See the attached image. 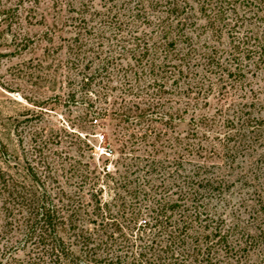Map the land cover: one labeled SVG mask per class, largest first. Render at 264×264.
Returning a JSON list of instances; mask_svg holds the SVG:
<instances>
[{"label":"trees","instance_id":"obj_1","mask_svg":"<svg viewBox=\"0 0 264 264\" xmlns=\"http://www.w3.org/2000/svg\"><path fill=\"white\" fill-rule=\"evenodd\" d=\"M100 1L50 9L73 13L66 62L90 125L121 124V167L0 143V264H264V0Z\"/></svg>","mask_w":264,"mask_h":264},{"label":"rangeland","instance_id":"obj_2","mask_svg":"<svg viewBox=\"0 0 264 264\" xmlns=\"http://www.w3.org/2000/svg\"><path fill=\"white\" fill-rule=\"evenodd\" d=\"M30 1L12 0L17 13L5 20L0 16V143L13 161L21 160L23 149L45 139L54 161L69 164L80 160L97 169H120L116 161L122 149L121 124L107 117L90 125L81 104L85 90L80 76L66 62L64 45L73 36L67 20L73 13L66 8L57 17L50 0H39L37 8L33 6L36 10L29 12ZM93 1L96 7L101 4ZM102 41L105 48L107 40ZM259 77H249L251 84L261 85ZM261 94L264 102L263 91ZM187 128L186 122L178 124L169 136L184 138ZM152 139L149 133L146 140L138 141L133 156L147 159ZM0 166L6 168L1 154ZM147 176L136 174L139 179ZM110 197L104 191L103 199L110 201Z\"/></svg>","mask_w":264,"mask_h":264}]
</instances>
